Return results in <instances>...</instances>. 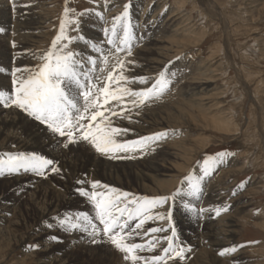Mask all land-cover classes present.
Here are the masks:
<instances>
[{"label": "rangeland", "instance_id": "rangeland-1", "mask_svg": "<svg viewBox=\"0 0 264 264\" xmlns=\"http://www.w3.org/2000/svg\"><path fill=\"white\" fill-rule=\"evenodd\" d=\"M15 1L18 2L22 0H3V2L9 6H6V9H10V7L13 8L16 4ZM248 1H250V3H248ZM180 2L185 3L183 8L181 6L182 4L179 6ZM246 2L248 4H246ZM36 3L35 5H37ZM211 3L212 5H210ZM38 4H40V2ZM126 4L130 5L129 14L135 36L133 40L132 57L136 56V52L139 48L146 46V34L149 33V36L158 38L159 40L157 48L159 49L158 52L165 60L164 70L167 69L169 72L175 73V76L172 77L170 91H168L165 96L151 103L152 105L150 104L138 110L139 114L147 116L146 118L150 120H154L152 124L145 125L144 134L142 136L150 135L154 132L170 130L168 131L169 137L165 141L159 142L158 145H154V148L156 147L154 151L149 150L144 155L138 152L127 153L126 155L134 156L135 158L118 159L126 171L122 170L120 174L130 173V169L132 170L131 174H135L134 172H137V169L140 168L142 164L153 160V158L161 159L165 153H179V157L181 158V160L178 161L181 167L171 172L170 177L159 179L170 183V191L168 188L166 189L169 192L166 191L165 194L163 193L161 195L156 194L155 191L157 190H152V182H146L144 184L146 186L145 189L137 184H132L130 190L126 192L134 194L135 196H171L177 189L182 187V180L190 172L194 175L200 174L199 162H202L204 158L207 156H214L220 152L230 153V155L225 157V163L220 165L211 177L205 179L203 182V194L199 200L187 197L185 195L187 188H183L174 203L170 200L167 204L153 210L154 213H167L169 209L172 211L171 222L164 223L168 229L164 236L171 235V226H174L178 236L176 243L186 249H191L185 252L186 258L183 261H169V264H264V189L256 190V188H254L257 186H264V151L262 141V138H264V47L262 48V44H260L264 41V0H205L203 2L202 0H108L107 5H105V0H46L42 3L43 6L45 5L44 7L37 6V11L40 10L39 13L45 19L47 18V22L44 28L40 30L41 33H38V37L34 38V40L38 42L36 41L32 46V59L30 58L31 60L27 67L31 68L39 64L40 60L38 57L51 48L53 39L59 33V25L61 19L64 18L63 14L65 7L74 9L77 13L89 10L88 15L80 17V34L92 41L101 42L105 40L103 30L111 27L113 17L120 15ZM29 5L30 4H28V6ZM241 5H245L246 7ZM248 7H250V9ZM97 12L102 13L103 19H100L95 14ZM155 13L160 14L153 19ZM174 13L177 14L175 20L177 23L179 22L178 24L180 25H177L175 22L174 25H170L169 27L168 24L166 25V18ZM71 15L70 13V18ZM11 23L8 25L9 27L0 25V29L4 30L0 32V38L6 41L7 44L9 43V47L13 51L20 44L21 36L17 29L19 28L20 21L16 18L14 22L11 21ZM192 26L193 29H191V31L193 30L194 34L193 32H185V29L187 30V28L189 29ZM67 34L70 36L77 35V33L72 30V25L68 26ZM202 36L206 38L201 46L195 45L197 43L195 38L201 39ZM175 40L178 44H176L177 42ZM13 41L15 42V47H13ZM70 48L85 57L89 54L94 55V53H90V50L82 41L73 42ZM33 50L36 52H33ZM157 57L158 56L153 53L151 59H157ZM12 64V68L16 67V61ZM209 66H219V71L216 73L218 76L215 78L214 83L205 86V88L207 87L205 90L207 94H203L201 97L210 96L215 92L216 88L226 91L225 94H223L224 96L222 95V98L215 101L213 100V102H222V105L226 106L225 110L228 111L229 108L232 110L231 119H229L228 124L229 127H223V123L220 120L221 117L218 118L219 113L217 110H207L208 107L202 109L195 108L193 103L189 100V97L185 96L186 94H183L181 91V88L193 83L191 78H195L197 81L204 79V76L200 73L210 68ZM11 69L3 72V74L0 73V89L9 92L12 88ZM126 75L131 76V71L126 72ZM130 85L133 89L145 87L138 83H132ZM255 100H259V106L255 104ZM134 113L135 111H133L132 116L136 115ZM173 132L175 133L174 135L172 134ZM184 143L186 146H184ZM80 145L84 146L85 143H80L76 146L80 147ZM193 145H195V148ZM87 146L89 145L86 144L84 147L90 149V146ZM91 149L93 152L95 151L93 148ZM35 153L49 158L41 151H36ZM96 154L99 155V153ZM0 155L2 154L0 153ZM118 155L125 154L120 153ZM108 160L111 161L110 158H108ZM244 161H249V165L247 164V167L241 168L243 164H245ZM221 169L225 170V172L221 173L222 175L218 174ZM68 176L75 186L79 185L77 181L83 178L81 174H75L70 169L65 172L61 171L59 174L49 172L46 178L37 176L33 173L24 172L0 176V196L6 205L13 206L18 216V220L15 222L19 223V225L14 226L15 228L13 227L9 230L12 240L9 238V235H6L8 232L5 234L2 230L3 225L0 228V264H39L37 263L39 260L38 257H41V251L45 248V245L43 246L37 239H33L27 235L28 230L32 229L31 227H33L36 219L34 216L36 215L35 211L29 206V199L34 189H36L37 184H35V182L39 181L37 178H42L43 181H48V183L53 184L50 185V187H52L54 193L63 200L66 198V192L59 184L63 180L65 181L67 179L66 181H68ZM224 176L227 177L226 180ZM91 182L93 181L90 180L83 184L85 186L86 184L89 185L88 191L92 190L90 186ZM242 182L244 183V187L241 189L238 186ZM222 184L230 187L231 193L229 195H226L225 192L222 191ZM70 190L74 192L76 187L74 189L70 187ZM234 190L237 193L235 196L232 195ZM205 195L211 197V207L213 208L217 206L222 207L225 204L230 206L229 211L222 212L220 216H216L214 212H209V216L214 218L223 217L228 214L234 216V238L232 237L227 248L234 245L245 246L238 248L237 252L230 254L234 256L232 261L226 259L229 254L221 256L219 252L214 251L206 252L208 254L204 252L205 256L204 253H200L201 250L199 248H196V246L192 245L189 240H186L182 236V231L185 236H187L190 233V227L194 223L199 224V221L202 219L201 215L198 216L195 210L189 212L185 207V203L190 201L191 205L195 206V209L201 208ZM180 197H183V199ZM70 199L67 200L65 209L54 218L63 217L66 214H74L76 212H89L92 215L95 214L90 202L85 197L75 195ZM54 218L51 224L53 227H48L50 230L48 239L52 241L53 245L56 244V249L61 250L65 245H68V237L72 235V233L60 229ZM132 224L134 226L135 221H133ZM75 233L80 235L83 240L87 239L89 242V238L85 234L81 232ZM53 236L59 239L52 240L51 237ZM166 243L167 241L164 240L160 250L161 252L162 248L167 247ZM100 244L106 247V253L112 257H110L112 264H126L122 259L123 254L119 253L114 246L106 242L97 243L96 245L98 246ZM36 245H38V247H30ZM81 248L82 245L80 244L76 245L73 249L69 247L66 249L67 251H71L70 258L73 260V264H101L96 260L94 261L90 258H86ZM140 254L143 255V253ZM200 254H202L201 257L199 256Z\"/></svg>", "mask_w": 264, "mask_h": 264}, {"label": "snow or ice", "instance_id": "snow-or-ice-1", "mask_svg": "<svg viewBox=\"0 0 264 264\" xmlns=\"http://www.w3.org/2000/svg\"><path fill=\"white\" fill-rule=\"evenodd\" d=\"M107 2L108 0H105V5ZM129 7L130 5L126 4L120 15L113 17L111 27L103 30L105 40L101 42L92 41L80 34V17L88 15L89 10L77 13L74 9L65 7L59 33L53 39L51 48L38 57L40 63L35 67L11 69L12 88L10 92L0 89V105L6 108L15 107L45 125L53 136L62 138L59 143L64 148L85 143L110 159H134V156L126 154L138 152L144 155L149 150L154 151V145L169 137L168 131L154 132L134 140L121 139L130 129L115 126L113 119L131 121L133 111L139 115L138 110L159 100L170 90L172 77L175 76V73L167 69L160 71L154 80L149 76L126 75V72L136 65L135 60L131 59L135 36ZM95 14L103 19L102 13ZM69 25H72V30L77 35L67 34ZM3 31L0 29V32ZM81 41L94 55L85 57L70 48L73 42ZM5 71L6 69L0 67V72ZM132 83L145 87L133 89L128 86ZM120 153L125 155H118ZM228 155L230 153L220 152L204 158L199 162L200 174L194 175L190 172L182 180V187L171 196H135L93 181L91 191L84 187L78 188L77 191L90 202L94 215L89 212H76L54 219L63 231L81 232L92 244H111L123 254L122 259L126 264H169V261H183L186 258L185 252L191 249L176 243L177 232L171 224V235L162 237L167 241V247L162 249L161 255L140 254L156 250L159 240L155 236L144 243H137L134 238L167 232L168 229L163 227L141 230L150 220L171 222L170 209L167 213H154L153 210L170 200L174 203L183 188H187V197L199 200L203 194V182L225 163V157ZM21 172L46 178L49 172L59 174L61 169L57 161L35 152L0 155V176ZM84 183V180L77 181L79 185ZM238 187L242 189L244 183ZM98 188L107 191H97ZM236 194L234 190L232 195ZM185 207L189 212L195 210L198 216L205 212H214L216 216H220L222 212L229 211L230 206L225 204L222 207L195 209L188 201ZM48 227L53 225L49 224ZM51 239L59 238L53 236ZM244 246L224 248L219 255L235 253L238 248Z\"/></svg>", "mask_w": 264, "mask_h": 264}, {"label": "bare ground", "instance_id": "bare-ground-1", "mask_svg": "<svg viewBox=\"0 0 264 264\" xmlns=\"http://www.w3.org/2000/svg\"><path fill=\"white\" fill-rule=\"evenodd\" d=\"M45 1L46 0H22V1H18V2L15 1L16 4L13 6V8L10 7V9H6V6H8V5H6V3L3 2V0H0V25L8 26V25H10L11 21L14 22V20L16 18L20 21L19 28H17V29H18V32H19L21 38H20V44L17 46L16 49H14L12 51L9 47V43L7 44L6 41L1 40V38H0V67H3L4 69H6V71L8 69L12 68V65H13L12 63H14L15 61H16V64H15L16 67L23 68V67H27L29 65L30 60L32 59V57H31L32 46L37 41V40H34V38L38 37V33L40 32V30H42L44 28V25H46V22H47V20H46L47 18L45 19L39 13L40 10L37 11V8H38L37 6L44 7L45 5L43 6L42 3H44ZM203 1H205V0H202V2ZM240 1H242V0H240ZM39 2H40V4H38ZM35 3L37 5H35ZM248 3H250V1H248ZM248 3L246 2V4H248ZM28 4H30V5L28 6ZM184 4H185L184 2L183 3L180 2L179 6L181 5L183 8ZM25 5H27V6H25ZM210 5H212V3ZM157 6H158V4H157ZM216 6H218V5H216ZM241 6H243V5H241ZM256 6H257V4H256ZM248 8L250 9V7H248ZM248 11H250V10H248ZM254 12H256V11H254ZM251 13H253V12H251ZM256 13H258V12H256ZM159 14L160 13H155L153 16V19H155L157 16H159ZM255 15H257V14H255ZM176 16H177V14H175V13L169 15L166 18V25L168 24L169 27H170V25L171 26L174 25L176 22V20H175ZM183 22H182V24H183ZM178 23H177V25H180ZM47 25H50V24H47ZM151 26H153V25H151ZM186 26H188V25H186ZM182 28H184V27H182ZM182 28H180V29H182ZM191 29H193V26L190 27L189 29L187 28V30L185 29V32H193V30L191 31ZM164 31H166V30H164ZM172 31H175V30H172ZM172 31H171V33H172ZM193 34H194V32H193ZM205 38L206 37H204V36H202L201 39L195 38V40L197 41V43L195 45L201 46V44H202V42H204ZM165 39H167V38H165ZM178 40H180V39H178ZM184 41H185V39H184ZM189 41H191V40H189ZM258 42H262V41H258ZM158 43H159L158 38H154L152 36H149V33L146 34V43H145L146 46H144V47L140 46L141 48H139L138 51L136 52V56L131 57V59L135 60L136 65L132 68L130 77H132V76H149V77H152L154 80L156 75L160 71L164 70L165 60L162 58V56L158 52L159 51V49L157 48ZM170 44H171V42H170ZM176 44H178V42ZM260 44H262V48H263L264 47V41ZM181 45H183V44H181ZM105 47H107V46L105 45ZM162 47H165V46H162ZM177 49H179V48H177ZM181 49H183V48H181ZM170 50H171V48H170ZM34 51L35 50H33V52ZM220 51H221V49H220ZM153 53L158 56L157 59H151V56ZM170 53H172V52H170ZM172 56H173V54H172ZM213 56H215V55H213ZM172 59H174V58H172ZM259 60H260V58H259ZM209 63H210V61H209ZM209 65H212V64H209ZM218 67L219 66H216V67L211 66L210 68H207L206 71H203V72L201 71L200 74L202 76H204V79L197 81L195 78H193V79L191 78V80H193V83L191 85H188V86L185 85L186 87L181 88V91L183 94H186L185 96L189 97V100L193 103V106L195 108L202 109V108L208 107L207 110H217L219 113L218 118L221 117L220 120L223 123V127H226V126L229 127L228 124H229V119H231L230 116H231L232 110L230 108L228 109V111L225 110L226 106L222 105V102H219V101L213 102V100L215 101V100L222 98L224 96L223 94H225L226 91L216 88L215 92H213L210 96L201 97L203 94L204 95L207 94V93H205V90L207 89V87L205 88V86L215 82L214 80L218 76L216 74L219 71ZM0 73L3 74V72H0ZM129 86L132 87L131 85H129ZM255 101H256L255 104L257 106H259V103H258L259 100L258 101L255 100ZM160 103H161V101H160ZM144 109H146V108H144ZM175 109H177V108H175ZM146 117L147 116H143L141 114L135 115V116L133 115L131 121L126 120V119L122 120V119H118V118H113L115 126L130 129L129 133L125 137H122L121 139L134 140V139H137L140 136H142L144 134L145 125L146 124H152V121H154V120H150L149 118H146ZM189 118H191V117H189ZM231 121H230V123H231ZM199 123H200V121H199ZM204 125H205V123H204ZM206 129H208V128H206ZM168 131H170V130H168ZM61 139L62 138L53 136V134L48 131V129L46 128L45 125H43L40 122L28 117L25 113H23L19 109L15 108V107L6 108L3 105H0V153L1 154L17 153V152L31 153V152L41 151L44 154H46L50 159L57 161L58 167L61 169V171L65 172V171H68L70 169L75 174H78V173L81 174L83 176L82 180H84L86 182H88L90 180L99 181L100 184L108 185L109 187L116 188V189L120 190L121 192H126L127 190L129 191L132 184H137L138 186L143 187V189H145L146 186L144 184L146 182H152V186L154 188V189L152 188V190L156 189L157 191H155V193L160 194V195L163 193L165 194L167 191L166 190L167 188L170 191L171 186H170L169 182H167L165 180H159V179L170 177L171 172H174L176 170V168L181 167L180 163L178 162L181 160V158L179 157V153H165L161 159L153 158V160L148 161L145 164H142V166H140V168L137 169V172H134L135 174H131L132 173L131 169H130V173L120 174L121 171L124 170V166L121 164V162L118 159L117 160L111 159V161H109L107 156H102L101 154L98 155V154H96L97 152H95V151L93 152L91 149V146H90L91 150L89 148L86 149L84 147L86 144L84 146L80 145V147H77L76 145H70L69 148H64L62 146V144L59 143V141ZM262 139H263L262 141H263V151H264V138H262ZM192 144H194V143H192ZM184 146H186V144ZM190 146H191V144H190ZM194 146L195 145H193V147ZM87 147H89V146H87ZM181 152H182V150H181ZM193 152H194V150H193ZM190 159H192V158H190ZM193 160H195V159H193ZM254 160H256V159H254ZM248 162L249 161H246L245 164H243V167H241V168L247 167L249 165ZM255 164H257V163H255ZM188 165H189V163H188ZM223 172H225V170L221 169V171H219L218 174H221ZM171 175H173V174H171ZM16 179L19 180L18 178H16ZM37 179L39 181L35 182V184H37L36 189H34L33 193L31 192L32 195L30 196V199H29V202H30L29 206H30V208H32L35 211L36 215H34V216L36 217V219H35L33 227H31L32 229L28 230V233L26 232L29 237H32L33 239H37V241H39V243L43 244V246L45 245V248L41 251V257H38L39 260L37 263H39V264H73L72 263L73 260L70 258L71 251H67L66 249L68 247L73 249L76 245L81 244L82 245V248H81L82 252L86 258H90L94 261L96 260L101 264H112V262H111L112 257L108 253H106V247L105 246H101V244L97 246L96 244L89 243L87 239L83 240L81 238V236L76 234L75 232L72 233V235H69L68 242H67L68 245H65V247H63V249H61V250L56 249V247H55L56 244L53 245L52 241H50L48 239L49 238L48 237L49 231H50L48 229V225L52 224L53 218L56 217V215L58 213H60L63 209H65V207L67 206V200L68 199H70L72 196L79 195L77 189L80 187H84L85 185L75 186V184L72 182V180H70V178L68 176V181H66L67 180L66 179L65 181L64 180L61 181L59 184V185H61V187L66 192L65 193L66 198L61 200L54 193L52 187H50V185H53V184L48 183V181H43L42 178H37ZM224 179L226 180L227 177L224 176ZM218 180H220V179H218ZM45 182H47V183H45ZM227 186L223 185V184L221 185V187H223L222 191H224L226 195H229L231 193L230 189H229L230 187L229 186L227 187ZM33 187H34V185H33ZM70 187H72L73 189L76 187V190L74 192L72 190V192H71ZM84 188L86 190H89V185L86 184V186ZM254 188H256V190L257 189L261 190V189H264V186L263 187L257 186ZM256 190H255V192H256ZM97 191H107V190L104 188H98ZM169 191H167V192H169ZM204 194H206V193H204ZM210 198L211 197H208L207 195H205L204 202L201 205V208H210L211 207V199ZM20 203H19V205H20ZM27 209H29V208H27ZM201 217H202V219L199 221V224L194 223L190 227V233L187 236H185V234L182 231V236L186 240H189V242H191L192 245L196 246V248H199L201 250L200 253H204V252L206 253L208 251L220 252L222 249L227 248L229 245V242L232 240V237L234 234V224H235L234 223V216L231 214H228V215H225L223 217L214 218L212 216H209V212H205L201 215ZM16 220H18V216H17L16 212L14 211L13 206L12 205H6V203L3 201L2 197L0 196V228L3 225L2 230L4 231L5 234L8 232L6 235H9V238L10 237L12 238V236L9 233L10 232L9 230H11L15 225H19V223L15 222ZM165 222H168V221H166V220H162V221L161 220H150L144 225V229L141 231L150 229L152 227L166 228V226L164 224ZM54 227H56V226H54ZM23 233H24V231H23ZM165 233L166 232H160V233L150 234L147 236L135 237L134 240L137 243H144L147 240L151 239L152 236H155L159 240V243H158L156 250L154 252H144L143 255L144 256L161 255L162 252L160 250H161V247L163 246V243H164V240L162 239V237H164ZM0 234H1V232H0ZM17 236H18V234H17ZM28 236H26V237H28ZM166 245H167V243H166ZM166 245H164V246H166ZM159 252H161V253H159ZM35 253H37V252H35ZM205 253H204V255H205ZM206 254H208V253H206ZM37 255H35V256H37ZM201 255L202 254H200L199 256L201 257ZM226 255H228V254H226ZM202 258H203V256H202ZM226 259L228 261H232L234 259V256L229 254V256L226 257ZM75 263H76V261H75Z\"/></svg>", "mask_w": 264, "mask_h": 264}]
</instances>
